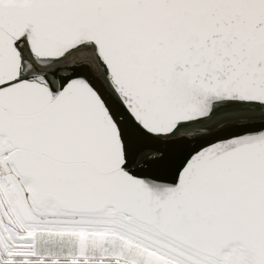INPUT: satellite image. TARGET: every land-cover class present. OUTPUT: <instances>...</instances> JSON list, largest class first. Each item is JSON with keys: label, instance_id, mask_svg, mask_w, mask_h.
<instances>
[{"label": "snow or ice", "instance_id": "1", "mask_svg": "<svg viewBox=\"0 0 264 264\" xmlns=\"http://www.w3.org/2000/svg\"><path fill=\"white\" fill-rule=\"evenodd\" d=\"M0 264H264V0H0Z\"/></svg>", "mask_w": 264, "mask_h": 264}]
</instances>
